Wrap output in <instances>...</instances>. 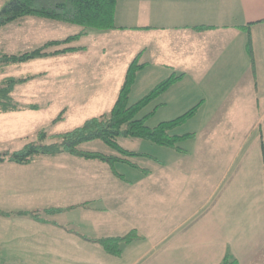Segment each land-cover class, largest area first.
Instances as JSON below:
<instances>
[{"label":"crops","instance_id":"1","mask_svg":"<svg viewBox=\"0 0 264 264\" xmlns=\"http://www.w3.org/2000/svg\"><path fill=\"white\" fill-rule=\"evenodd\" d=\"M115 26L123 30H87L76 41L106 40L111 57L100 45L51 48L79 49L51 60L81 55L69 60L61 80L112 79L118 93L137 56L144 60L138 73L150 70L163 80L183 75L160 98L164 108L200 104L171 132L180 136L174 132L194 122L196 132L182 142L193 146L166 148L170 165L152 161L148 172L120 163L132 169L128 179L114 166L69 154L0 164V210L13 214L0 216V264H121L126 255L124 264H220L227 255L239 264H264V0H117ZM136 46L132 61L117 57ZM198 143L206 149L197 150ZM184 159L223 164L197 171L185 168ZM198 175L203 187L192 182ZM153 192L158 202L148 203L143 196ZM38 210V219L16 215ZM131 231L139 239L118 257L95 243Z\"/></svg>","mask_w":264,"mask_h":264},{"label":"rangeland","instance_id":"2","mask_svg":"<svg viewBox=\"0 0 264 264\" xmlns=\"http://www.w3.org/2000/svg\"><path fill=\"white\" fill-rule=\"evenodd\" d=\"M5 2L6 0H0V8ZM122 4L123 1H121L120 7H122ZM22 19L25 21L22 23L23 30H20V33L17 34V22ZM22 19L0 29V54L17 55L31 52L40 48L47 42L61 41L74 36L81 28H79V26L45 19L42 20L41 18L35 17H25ZM82 31L83 29L81 32ZM72 43L73 45H100L102 46L100 48L106 50L108 57L112 56L109 44L106 40L89 38L87 40H82L80 43L76 41ZM135 48L136 49H133L131 47V53L121 52L117 57H120L122 61L131 58L132 61L139 47L136 46ZM50 49L47 50V52H50ZM116 49H118V47H116ZM96 50L99 51L98 48L93 49L94 54H97ZM80 56V54L60 56L55 60L45 57L20 65L10 66L0 72V82L6 78L25 79L32 77L27 82L15 86L12 97L15 99L14 101L20 105H36L39 108L38 110H29L25 112L23 116H20L21 118H19L17 114H0V152L7 151L11 153L19 151L29 143H37L40 145L55 143L58 140V136L79 128L89 119L107 115L111 111L118 94L119 83L117 84L115 80L110 79L109 82L105 81V83L65 82L61 80L62 72L67 68L66 65L69 63V60L72 58H80ZM143 62L144 60L141 58L140 64ZM119 69H121V62L118 64V69L114 72V78L119 75ZM161 80H163V77L157 72L149 70L148 72L138 73L129 95V106L135 104L148 94L154 86L161 82ZM99 84H104V86L102 87L101 85L96 87V85ZM185 92L186 89L182 94ZM161 103H163V101L161 102V98H156L136 116V119L140 120L154 111V115L148 118L146 126L148 128H155L160 123L171 121L183 115L194 106V103L189 102L182 103L179 106L164 108ZM61 113H63L61 118L53 124V121L57 119ZM239 116L240 115L237 117ZM196 130V124L192 122L188 124V126L181 128L178 132H174V134L176 133L182 136L196 132ZM41 131L46 133V138L42 142H39L37 136ZM200 132L201 134L208 133V131L205 133L204 130ZM117 143L127 152L143 154L151 157L157 163L170 165V155L173 153L164 147L131 137H119ZM192 146L193 143L191 142L180 143L178 145L181 150H189ZM195 148L197 150L206 149V147H202L199 143L195 145ZM78 149L82 152L119 156L115 151L99 140L84 143L80 145ZM199 155L200 153H198V156ZM128 160L139 170L148 172L154 169L153 160L146 157L128 158ZM97 162L98 161H88V163ZM182 164L185 168H189L190 164H193L195 170L206 171L208 169L207 166H210V169H212V165L217 164V166H220V164L223 163L184 159ZM114 170L118 175L125 176L128 179L130 178L132 169L130 170L127 165L115 163ZM154 177L158 178V175H154ZM195 178L192 182L195 180L199 182L200 187H203L204 183L200 176L198 175V177ZM195 189H197V187ZM143 198H145L148 203L152 201L158 202V193H147L144 194ZM145 205L148 204L146 203ZM121 249L124 253H128L129 251L126 245H122ZM126 257L121 264L126 262Z\"/></svg>","mask_w":264,"mask_h":264},{"label":"trees","instance_id":"3","mask_svg":"<svg viewBox=\"0 0 264 264\" xmlns=\"http://www.w3.org/2000/svg\"><path fill=\"white\" fill-rule=\"evenodd\" d=\"M116 4L117 0H6L4 5L0 8V29L22 18L35 17L79 26L83 31L61 41L47 42L40 48L31 52L17 55L0 54V72L4 71L7 67L20 65L36 59L76 52L79 49L65 48L54 52H47V50L52 47L69 45L79 40L86 34L85 30L90 29L101 32L123 30L115 26ZM246 51L251 63H253V51L250 39L247 41ZM142 67L143 65L139 63V56H137L128 66L116 101L107 115H101L85 121L79 128L58 136V140L55 143L49 145L29 143L19 151L11 153L7 151L0 152V164L29 165L35 162L39 157H54L59 154H69L87 161H98L111 167H113L115 163H124L135 168L136 166L132 162H129L128 158L146 157L155 161L149 156L125 151L117 143L119 137H131L145 140L160 147L181 151L178 145L190 139L193 134L177 136L172 135L171 132L191 119L198 111L200 104L171 121L160 123L155 128H148L146 122L155 112L153 111L140 120H137L136 116L149 103L160 97L175 83L181 80L183 75H171L169 78L154 86L148 94L135 104L129 106V95L135 83L137 73ZM31 78L32 77L25 79L6 78L0 82V114L39 109L36 105H20L15 102L12 97L15 86L23 84ZM62 114L63 113L53 121V124L61 118ZM45 138L46 133L44 131L38 133L37 139L39 142H42ZM96 140L101 141L119 156L82 152L78 149L80 145ZM43 211L47 213H56L62 210L45 209ZM39 212L41 211L38 210L31 213L19 212L16 215L30 216L34 219H38L37 213ZM0 216L9 218L13 216V214L0 210ZM137 239H139L137 233L131 231L125 236L103 238L95 241V243L99 244L107 254L118 257L121 255L122 245L129 244ZM220 264L239 263L227 255Z\"/></svg>","mask_w":264,"mask_h":264}]
</instances>
